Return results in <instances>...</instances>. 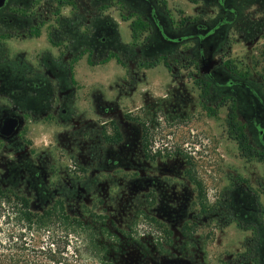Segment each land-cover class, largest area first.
<instances>
[{
	"label": "flooded vegetation",
	"instance_id": "obj_1",
	"mask_svg": "<svg viewBox=\"0 0 264 264\" xmlns=\"http://www.w3.org/2000/svg\"><path fill=\"white\" fill-rule=\"evenodd\" d=\"M120 1L126 8L143 2L146 11L140 15L151 24L138 54L130 58L132 70L145 64L146 71L160 66L153 46L170 53L177 45L193 43L194 56L187 61L201 69L194 83L199 97L207 101L201 105L202 112L223 109L225 90L251 98L247 93L250 83L228 73L222 60L225 28L233 26L239 14L229 0H206L218 6L215 19L211 23L192 21L178 32L155 0ZM48 13L55 17L51 33L56 39H62L65 31L76 32L79 0H3L0 5V21L6 20L9 37L17 42L36 37ZM104 25L102 41L110 49L117 48L113 22L107 20ZM74 52L75 47L68 55L58 47L53 56L40 50L26 57L25 52L15 50L11 67L0 65V93L7 95V102L0 104V143H7L12 151L0 160V190L26 198L31 210L32 197L46 202L40 213L62 208V218L83 224L76 232L89 241L101 264L103 258L106 264H206L207 251L196 249L200 247L197 230L207 228L214 217L221 223L223 204L209 212L206 201L199 203L202 181L187 141L176 144L156 138L163 119L171 130L188 125L190 95L172 93L174 79L168 73L161 75L162 83L142 82L150 76L145 72H126L122 78L111 79L105 95L96 90L80 94L72 88ZM204 65L209 66L207 72H202ZM242 113L248 135L262 143L259 155L264 157V100H251ZM29 116L59 129L39 151L31 150V137L25 138ZM6 117L18 119V126L8 135L1 131ZM231 123L238 132L237 123ZM204 128L205 124L197 136L200 139L206 137ZM217 138L221 144L222 130ZM249 150L254 152L252 146ZM128 204L138 215L129 220L123 216ZM254 211L259 213L256 207L236 211L234 218L243 223ZM138 219L153 230L151 246L138 241ZM245 228L255 232L250 226ZM256 240L260 247V235ZM242 257L239 253L222 256L218 264H245ZM255 262L249 256L247 263ZM261 262L264 249L258 258Z\"/></svg>",
	"mask_w": 264,
	"mask_h": 264
},
{
	"label": "rangeland",
	"instance_id": "obj_2",
	"mask_svg": "<svg viewBox=\"0 0 264 264\" xmlns=\"http://www.w3.org/2000/svg\"><path fill=\"white\" fill-rule=\"evenodd\" d=\"M155 2L160 9L169 14L176 32L188 28V24L192 21L211 23L218 11L216 4L208 3L206 0H155ZM229 3L235 6L239 14L233 26L225 28L226 32L221 42L222 60L228 73L250 83L247 93H251L252 96L251 98L243 94L233 96L229 90H225L224 107L219 111L213 108L208 109L206 114L202 112L201 105L207 104V101L199 97L200 91L194 83L201 69L197 64L187 61L194 56L193 43L177 45L170 53H163L158 46H153L154 52L160 57V66L146 71L147 64H145L142 69L132 70L130 58L138 54L141 42L146 41L151 25L145 16L140 15V12L146 11V6L141 1L137 2L135 7L129 5L126 8L120 0H79L80 14L76 32L65 31L62 39H56V35L51 33L55 25L53 13L47 14L46 25L36 37L22 42L10 39L7 22L2 20L0 21V65L11 67L15 50L25 52L26 57H34L40 50L53 56L58 47H62L63 52L68 55L75 47L70 71L75 80V86L72 88L78 89L80 94L88 90H96L97 93L105 95L110 80L115 77L122 78V74L126 72L150 74L142 81L145 83L153 81L162 83L161 75L168 73V77L174 79L172 93L186 92L190 95L191 120L186 127L171 130L163 119L156 131V138L172 140L176 144L179 141L188 142L192 152L193 167L202 181L203 188L199 190L197 196L199 203L206 201L209 212L215 211L222 203L225 215L221 223L214 217L207 228L202 226L197 230L199 236L197 243L200 247L196 249L207 251L206 264H218L222 256L235 253L245 255L244 258L242 257L245 264H248L249 256H254L255 263L259 264L258 258H262L264 249V216L262 215L264 157L259 155L262 152L260 151L262 143L256 138L254 142L248 135L247 123L242 112L248 110L251 100L257 101L259 98L264 100V0H229ZM64 15L66 16V13ZM107 20L114 24L117 48L110 49L102 41V37L105 36L104 24ZM163 62L167 65L165 66ZM6 97V94L0 93V104L7 102L4 101ZM231 122L237 123L238 132L234 130ZM203 124H205L203 132L206 131V137L200 139L197 136ZM221 130L220 144L217 132ZM57 131H59L57 127L41 124L30 116L26 119L25 138L27 140L32 138L31 150L39 151ZM169 133H172L170 137H168ZM241 140L244 142L243 147L240 146ZM251 146L254 152L249 150ZM11 152L7 143H0L1 161ZM31 201L32 210L35 212H40L41 207L46 203L35 197H32ZM248 207H256L259 213L257 211L249 213L250 218L243 223L234 218L236 211L246 212ZM125 209L126 214L123 216L128 220L138 216L134 215L135 209L130 204ZM199 226L201 224L198 228ZM246 226L254 228L255 232L252 229L246 230ZM8 228L15 233H19L22 229V232H25L24 239L29 246L35 245L39 250L56 249L63 257L60 264H101L95 257L86 253L85 238L80 233L63 228L59 223L46 229L29 231L16 224H6L4 216L0 215L1 239H4ZM152 232L150 226L137 220L138 241L144 244L149 242L151 246L155 236ZM257 235H260L262 243L260 247H258L259 241L256 240ZM253 247L256 251L252 250Z\"/></svg>",
	"mask_w": 264,
	"mask_h": 264
},
{
	"label": "trees",
	"instance_id": "obj_3",
	"mask_svg": "<svg viewBox=\"0 0 264 264\" xmlns=\"http://www.w3.org/2000/svg\"><path fill=\"white\" fill-rule=\"evenodd\" d=\"M244 142H240L243 147ZM62 208H54L43 213L34 212L30 209L29 202L21 196H12L7 191L0 190V215L4 216L6 224H16L31 231L32 229H46L55 223L61 227L76 231V227H81L82 223L77 224L69 217H61ZM57 219V220H56ZM82 229V228H81ZM25 232L22 229L15 233L8 228L4 239L0 238V264H60L63 257L60 252L53 248L38 249L37 246H29L24 239ZM85 239L86 253L93 254L90 250L89 241ZM37 248V249H36ZM106 259V258H105ZM103 263L104 258H103Z\"/></svg>",
	"mask_w": 264,
	"mask_h": 264
},
{
	"label": "water",
	"instance_id": "obj_4",
	"mask_svg": "<svg viewBox=\"0 0 264 264\" xmlns=\"http://www.w3.org/2000/svg\"><path fill=\"white\" fill-rule=\"evenodd\" d=\"M3 0H0V5H2ZM209 66H202V72H207ZM18 126V119L15 117H6L2 125V133L8 135L11 131H14Z\"/></svg>",
	"mask_w": 264,
	"mask_h": 264
}]
</instances>
